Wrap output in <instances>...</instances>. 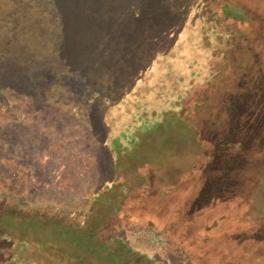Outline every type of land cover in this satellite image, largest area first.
<instances>
[{"label": "rangeland", "instance_id": "rangeland-1", "mask_svg": "<svg viewBox=\"0 0 264 264\" xmlns=\"http://www.w3.org/2000/svg\"><path fill=\"white\" fill-rule=\"evenodd\" d=\"M260 2L250 3L263 16L252 42L264 69ZM205 8L206 0H0V208L24 214L22 221L33 211L58 216L93 230L86 239L94 240L106 217L91 203L108 196L116 180H127L142 187L131 190L123 208L154 226L124 221L105 235V247H122L126 264H192L164 229L182 221L195 188L169 191L161 178L198 168L201 150L216 137L203 130L169 143L167 164L159 158L133 163L122 149L195 91L230 75L232 34ZM260 134L256 142L250 133L247 148L222 150L229 178L239 180L247 196L215 202L204 218L215 227L200 248L208 264H264L255 252L259 229L243 223L248 205L256 206L251 215L264 211V129ZM112 139L126 158L119 168ZM142 175L146 188L134 181Z\"/></svg>", "mask_w": 264, "mask_h": 264}, {"label": "trees", "instance_id": "trees-1", "mask_svg": "<svg viewBox=\"0 0 264 264\" xmlns=\"http://www.w3.org/2000/svg\"><path fill=\"white\" fill-rule=\"evenodd\" d=\"M255 1L206 0L205 13H213L217 26L232 34V48L227 51L230 75H226L222 84L195 91L187 104L178 110L166 112L161 121L140 132L136 139H132L134 141H129L127 147L122 149L128 151L125 155L130 162L142 164L159 158L162 164H167L168 159L171 160V154L166 152L169 143L173 145L185 141L192 134L203 130L212 132L216 137L212 139L210 149L204 147L201 150L203 156L198 168L187 172L185 170L184 174L171 180L167 177H172L168 172L161 178L162 184L169 191L182 190L187 186L195 188L184 202L188 208L183 210L182 221L172 222L170 227L164 229L167 240L190 256L192 264H208L200 248L214 238L215 227L208 225L209 219H204L210 216L211 206L215 202H231L229 200L236 196H247L244 185L235 178H229L230 162L222 150L249 147L253 142L251 132H255L254 141L262 140L264 69L257 59V49L252 40L257 36L263 16L251 9ZM260 1L264 4V0ZM172 131L173 134H170ZM155 135L157 142H148V137ZM110 144L119 168L126 158L122 157L117 139H112ZM221 164H225L224 169L220 168ZM144 179L142 175L134 181L143 180L145 187ZM141 187H134L131 182L118 179L107 187L108 196L98 195L94 198L91 207L96 205L95 208L100 209L106 217L98 226L102 234L97 233L94 240L86 239L93 236V230L83 231L82 227L67 225L58 216L38 215L33 211L28 216L29 220L22 221L24 214L18 211L6 212L0 208V264H126L122 247L113 252L103 243L108 231L112 232L124 221L154 226L152 219H141L132 210L129 213L123 208L124 199L133 196L131 190H139ZM254 207V204L248 205L245 209L246 219L243 223L247 229H259L255 252L264 259V211L256 209L258 212L251 215ZM115 218L120 220L119 224L115 223ZM31 220L37 223L29 228ZM49 223L57 229L50 230ZM104 250L105 253H102Z\"/></svg>", "mask_w": 264, "mask_h": 264}]
</instances>
